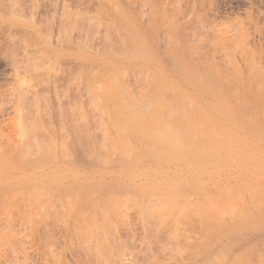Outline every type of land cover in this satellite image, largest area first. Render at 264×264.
<instances>
[{"label": "rangeland", "instance_id": "374dc122", "mask_svg": "<svg viewBox=\"0 0 264 264\" xmlns=\"http://www.w3.org/2000/svg\"><path fill=\"white\" fill-rule=\"evenodd\" d=\"M18 1V4H21L22 2L23 5L22 0ZM63 1L66 3L65 5L67 9L75 10L76 8H79L83 13L91 16V19L93 20L92 25H94L92 26L93 28H89L91 33L90 35H94L92 37L95 40L94 46L96 48V55H99L100 49L102 48H100V46H103L101 44L104 43L105 37L103 38V36H105V25L106 27L107 24L110 23L114 24V27H116L117 25H123L124 29L126 27V32H128L127 29L129 28H132L131 30H133V28H138L140 34L136 35L135 37L132 36L131 30L129 29V35L132 36V40H130L129 44L127 45H130L131 43V47H136V49H134L135 47L132 48L135 51L139 48V46L137 48L136 45L142 43V66L141 64H130L123 66L122 69L118 71L119 73L117 78L119 77V80L115 78V81H117L118 83L121 82V84L124 86L118 83H116V85H118V88H121L122 86L124 88L123 91H127L129 95L126 92L125 94L130 97H128L130 99L129 102L131 101L132 107L135 106L133 108L135 109L134 114L138 116L139 114H142L141 116L143 117L141 118L144 119V121L146 120L145 118L154 120L155 117H158L157 112H159L160 110L168 111L170 108L172 110L175 109V111L173 112L171 111V109L170 111L173 114L175 113L171 116H175V118H177V123H174V125L176 124L175 126H169L171 129L173 126V129H175V131L168 128V130L170 129V131H167L171 138L167 137L166 135V139L169 138L173 140L175 138L173 140V142L175 143H173V146L176 145L174 148L180 149H174L173 154L175 155L169 156L168 154H166V156L168 157L164 156V160L158 161L159 163L155 162V160L144 161L142 163V166H139V170L134 175H130V179L127 178L129 181L133 179L132 181L134 183L142 182V227L137 205L135 204L136 202L134 194H122L117 197L114 196L115 198L112 200V205H117L116 209L118 210V214L120 215L122 220L124 219L122 223H116L117 227H120L117 229L119 231L118 236L120 234V242L122 243L123 241H125L123 245L129 244V249L127 251H130L128 253L135 254H132L130 256L129 254H127L126 258H128V256H132L133 264H152L151 262L153 261V264H155V262L156 264H180L181 259L183 261L199 259L197 264H264V235L262 236V238L260 236L258 237V239H255V243L250 240V244L247 242V245L245 244L244 247L237 250L235 254L231 255V257L225 255L223 251H221L223 253L222 254L220 252L218 253L216 250V246L218 245V243H222V241H224L227 237L226 231L220 230V228L216 227V225L219 224V222L222 220L223 216L225 217L228 214L227 209H225L223 206L220 207L221 205H223L221 203H228L229 199L227 198H229L230 195L236 196L238 204V207L236 209H239V211L236 210V212L238 213L242 211V209L240 208L241 205L239 199L241 200V202L244 199V202L247 201L246 203H248V205H250L249 201L252 197L254 199H252L253 202H262L260 203V205L264 203V198L262 196L254 197L252 195L254 191L258 190H261L263 192L262 195H264V182H262L261 184H254L253 182L250 183V181H252V176L264 175V152H258L252 159L248 160H243L240 157L232 159V157L229 158L225 155V153L220 152L218 155L212 154L206 157V159L204 157L205 161L202 158L201 162H199L201 157L199 158L196 155L194 156L192 154L195 149L203 150L205 148V151H209L207 146H209L210 144H206L205 147L202 146L201 143L205 145V143H203L204 141L202 140L204 139V135L206 134L205 132L207 127L209 126L211 128L212 125H215L214 127H216V125H219L220 130L216 129L218 128L217 126L216 128H209L210 130H207V133L211 131V134H214L216 136L218 135V133L222 134V136L224 135L226 137L224 138L226 139V142H228L227 144L230 150L243 149V144L249 140H254L264 147V84L261 83L256 86L257 88L255 89V92L258 93V99L254 101L257 102L256 104L258 109L259 107L261 108V110L259 111L262 114H260V118H258V124L259 126L261 125L263 130L255 134L254 136L249 135L247 131L242 133L238 132L237 135L235 133V129L232 130L230 126L224 124L222 121H219L222 113L225 111V109H228L232 102L226 101L230 99L225 98L224 91L222 92L219 91L218 88H213V86L209 85V83L206 84L205 82L207 81L205 75H203L202 77L204 81L203 79L198 81L197 79H194V77L197 76V73L192 72L194 70L184 71L181 69V65L184 64L182 62V58L184 57L182 56V54L180 55V59L177 57L176 51L178 47H180L179 44H170L166 47L165 51H156L154 49V40L155 42H157V40L161 36L163 37L171 35L174 29L172 27H174V25H181L188 28V26L190 27V25H192L191 23L193 21L200 19V17H204L206 20L210 17V19L207 20V22L209 21L207 25L209 23H212L211 26L210 24L208 25L210 27L213 26L215 29L218 27V29L220 28L219 30H222V28L224 30L228 28L230 32L237 31L239 34L241 33L248 35H244L246 37L245 43L247 42V40L249 41L248 43H246V46L248 49H251L249 50L252 51L253 54H256L258 52L257 50L260 41L259 34L262 35L264 32V0H113L111 6L106 4L105 2H102L101 0H38V8H34L33 6H31L30 0H25L24 3L27 4L28 7H24L23 5L22 7L24 9L20 5L18 6L15 0H0V19H3L5 11L15 12L17 10L20 11L22 19L25 23L28 24L31 20L33 22V26L25 25L19 28L0 22V198L2 200L4 199V202L7 201L3 206V209L5 211H10L11 209H13L12 211L17 214V217L24 214V211L25 213L29 214H32L33 212L32 217H34V219L40 218L42 220V222H38L35 220V222L37 223V226L36 224L34 225L35 227H37H34L35 233L32 232L33 229H30V226H32L34 223L28 225L29 227L27 228L30 229L28 231L30 233H28V229L23 228L19 220L16 222L15 225L17 229L15 228V230L17 231H15V233L18 232V236L15 235V240H20L22 238L21 241H23L24 243L23 246L25 249V253L23 252L24 249L22 250V254H20V252H16L14 254L5 249V256H1L0 264H15L16 262L18 264H65L64 262H66V264L84 263L87 259V255L84 254L83 249L84 245L86 244V238L83 235L82 239H77L75 235L72 236L69 233L71 232L73 223H71L69 219L65 218V214L67 212V208L65 205L68 201H74L77 193L83 192V186L85 184H88L90 182V184H92L93 181H97L98 179L105 177L107 178L105 179L108 181L112 177V174H110L111 172L109 174L104 173L101 177L98 174V171L90 169L91 166H85L82 161H72V154L69 149V144L70 140L73 137L70 126L72 125V123H74V120L78 118H75V113L78 112L79 105L81 104L77 106L73 103L74 99L72 95L74 89H72L71 87L68 90L66 86L68 84L66 83H68V73L73 70L74 74L75 69H78L80 65L75 63L69 53H63L61 49H59L60 42L64 44L63 42L66 41V38L69 37L71 29L70 26L67 25L70 29L65 30L59 23L58 16L60 14L61 3ZM33 2H36V0H33ZM197 13L200 16H198ZM202 13L204 14L201 15ZM183 17L184 19H182ZM188 20H192V22ZM91 29H93V31ZM85 30H82V32L84 33ZM162 30L167 31L165 32ZM62 39L65 40L63 41ZM124 48L123 50L120 49L121 51H118V53H122L123 55L124 53L126 54V50H124ZM126 48L128 50L127 55L130 54L129 50L133 52L131 48ZM169 51L171 52L169 53ZM134 56L138 58V52L135 53ZM120 59H122V56L120 57ZM97 63L99 64L97 65ZM97 63L94 66V72L97 73L96 78H94V82L95 84L99 85L97 86L98 88L96 87V90L99 89L97 95L101 94L100 96L102 97V99L100 100V96L98 95L99 100H97V102L96 100H93L95 102L92 101L91 103L90 101H88L90 104L89 105L86 99L83 98V106L81 107H83L82 110H85H83V113L85 114L81 115V119L78 118L75 120H81L83 124H86L81 125L79 123L82 126L81 128L84 131H87L88 135H91L92 138L95 137V139L93 138L94 143H96L95 141L97 139H100L99 136L101 135V133H99V130L102 128L101 126L104 125L103 123H100V121H104L106 127L107 124H109V126L111 127L110 121H108V123L106 121L108 117L105 113L109 109H106L108 107V104H105L106 102H104L103 100V96L105 95L102 94L104 93V91H106V88L104 86H107V84L104 83L106 84L104 85L102 82L106 80V77L108 78V68L106 69V66L104 68V64L102 62ZM100 63L103 66H101ZM76 65L79 67H77ZM115 75L113 76V79L114 77H116ZM132 75L134 76V78ZM150 75L153 77H151ZM58 78H61V80H59ZM113 79L109 80L113 81ZM100 83H102L101 86ZM210 86L212 88L211 90L209 89ZM173 88L175 89V91ZM116 90L117 88H113L112 91L116 92ZM112 91L111 93H114ZM146 91L147 93H144ZM215 96L216 99L214 98ZM160 97L164 99L162 100ZM175 98H177V100ZM135 99L138 100L136 101ZM147 99L150 100V102ZM132 101H135L134 104ZM183 101H185L184 103H186V105L183 103ZM167 102L169 103L170 108L169 106H166V104H168ZM141 104H143V107L141 106ZM162 104L166 107H163ZM175 105H177V107ZM90 106H92V108ZM161 107L163 108L161 109ZM164 108H166L167 110ZM156 109L157 111H155ZM176 110L178 111L176 112ZM182 111L184 112L183 115L180 114L182 113ZM261 118L263 121L261 120ZM90 119L94 123H92ZM205 119H207V122L209 121V124L205 121ZM151 120L148 121L151 122ZM240 120L241 117L239 116V123H241ZM84 121H87V123ZM178 121L181 122L178 123ZM180 123L183 124L182 127ZM176 126H180V128L177 127L179 128L178 132ZM88 127L89 131L87 130ZM183 127L186 128L182 133L185 134V139L184 137L180 136L182 135V131L180 130H182ZM213 129H216V131ZM94 130L98 132L96 133ZM102 130L104 129L102 128ZM104 132L105 131H103V133ZM169 132H173L171 133L172 136ZM176 132L180 133L178 134L180 136V139L179 137H177ZM87 133L85 132V134ZM186 133L188 134L186 135ZM97 134H99V136ZM158 134L160 136H165V132H163L162 134V130ZM174 135L176 137H173ZM163 138L165 139V137ZM181 138L182 141L184 140L183 142L181 141ZM99 143L100 141L98 142V144ZM185 144L187 146H185ZM180 155H182V157ZM175 156L177 160L175 159ZM186 156L189 160H184ZM173 158L176 161L172 160ZM190 158L194 161H191ZM208 158H215L219 160L210 161L213 159ZM169 159L171 161H169ZM220 161L222 163H219ZM110 170L116 171L117 169L113 168V170ZM192 170L202 171L204 172V175L198 179L191 180L192 176L189 171L191 172ZM139 172L141 174H139ZM218 172H223L226 176L240 173L241 176L245 177L247 180H234L232 178H228L227 180H225L224 178L222 182L215 184L214 181L216 180V177L213 178V176H216ZM109 175L111 177H109ZM146 183L150 186L152 185L153 187H150ZM153 183H155V185ZM178 183L184 184H182V186H184L183 189L180 188V190L174 191L172 194L169 193L171 195H169L167 190L164 189L167 188V186L175 187V185H178ZM259 185L262 186L260 187ZM162 186L163 189L161 188ZM72 187L74 188L72 189ZM160 191H162L164 195L162 192V194L158 193ZM231 191L232 193H230ZM150 195H152L153 197L155 196L154 198L157 199L155 200L153 197L150 198ZM211 200L215 203H212ZM166 205L167 207H164ZM169 205L173 206L170 207ZM5 206H9V208ZM86 206L84 205L81 208V210L86 209L81 211V217H83L84 214L86 215V213L83 212H87V217L84 216L82 219L81 217L79 218V222L80 220L82 221L83 219H85L84 221L80 222L83 225V230L84 228H87L89 224L88 222L91 223L93 219L92 211L90 210L91 206L89 205L90 208L88 207V205ZM168 206L170 207L169 209L171 210V212L173 211L172 213L174 215L169 211ZM185 206H191V208L188 207L191 211H188L187 207V209L183 208ZM210 207L212 209L214 208V211H212ZM144 208H146V211ZM61 209L63 210L61 211ZM167 209L169 211L167 214L168 221L165 222L167 224L164 223L165 226L164 228L162 227V232L160 231L159 233L153 235L154 239L152 238V236L146 237L144 230V227H146L144 225L146 224L144 223H146L147 221L145 222V219L147 220V217L150 215V218H152V220H159L158 222L155 221V223L160 224L166 218L165 212L167 213ZM215 209L219 210L216 211ZM221 209L222 211H220ZM64 210L66 211L65 214L63 213ZM181 210L185 211L181 212ZM202 210H204L205 212ZM150 211L154 212L151 213ZM38 212L40 216H38ZM200 212H207V214L206 216H202L201 214H199ZM148 213L150 214L148 215ZM62 214L64 216H62ZM88 215L90 216V218H88ZM159 216L161 219L159 218ZM163 216H165V218ZM175 216L177 217V220H175ZM162 217L164 218L163 220ZM171 218L172 220L174 219L173 222L175 221L176 223L170 221ZM252 219H250V221H255L254 219ZM43 220L44 223L46 222V225H44ZM253 223L254 222H252V224ZM41 224H43L44 227ZM215 227L216 229L218 228V230H215ZM173 229L176 230V234L178 237L174 235L175 231ZM249 230L250 227L249 229H247L246 227V230L243 231H247L248 233ZM251 230L253 229L251 228ZM156 236L157 238H155ZM219 238H221L220 241H218ZM259 238H261L262 240ZM176 245L183 247L185 253L181 251L182 256H180V251L178 253L176 252L178 251L176 250ZM138 251L141 253H139ZM208 251L210 254L208 256L204 255L206 252L208 253ZM200 253H203V255ZM23 255H25L26 258ZM178 256L182 258H179ZM13 257H15L16 259H13ZM4 261L7 263H5Z\"/></svg>", "mask_w": 264, "mask_h": 264}, {"label": "bare ground", "instance_id": "6f19581e", "mask_svg": "<svg viewBox=\"0 0 264 264\" xmlns=\"http://www.w3.org/2000/svg\"><path fill=\"white\" fill-rule=\"evenodd\" d=\"M15 1H16L17 4L19 3L18 0H15ZM22 1H23L24 7L25 6L28 7V5L24 3L25 0H22ZM101 1L105 2L106 4L111 6V3H112L113 0H101ZM30 4L34 8H38V6H39L38 0H36V2H33V0H30ZM65 4L66 3L64 1L61 3V11H60V14L58 16V19H59V23L61 24L63 29H65V30H69L70 28L71 29H70L69 37L66 38V41H64L65 39L64 40L62 39L64 41L63 42L64 44H62V42H60L59 49H61V51L63 53H69L72 56V58L75 61V63L80 65V67L76 65L79 68L75 69L74 74H73V70H71L68 73V76H69L67 78L68 79V83H66V84H68V85H66L68 90L71 87H72V89H74L73 95H72V97L74 99L73 103L76 104L77 106L79 104H81V105H79V109H78V112H77L78 115H77V113L73 112V113H75V118L78 117L79 119H81L82 118L81 115L85 114V113H83L84 109L82 110L83 107H81V106H83L82 105L83 104L82 103L83 98L86 99L88 104H89L88 101H90V103H91L93 100H96V102H97V100H99V98H100V100L102 99V97L100 96L101 94H98L100 97L97 95V92H98L99 89L96 90V87L99 86V85L95 84V82H94V78H96V74H97L96 72H94L95 71L94 70V66L96 65V63L97 62H102L104 64V66L101 65V63H100V65L103 66L104 68L106 66V69L108 68V71H109V72L107 71L108 78L107 77L105 78L107 81L105 80L104 82H102L103 84L104 83L107 84V86H104L106 84L103 85L106 88L105 89L106 91H104V89H103L104 93H102V92H100V93L105 95V96H103V100H104V102H106L105 103L106 105L108 104V107L110 106L109 108L105 107L107 110L109 109L108 111L106 110L107 112L105 114H107L106 116L108 117V119L106 121H107V123H108V121H110L111 127L109 126V124H107V127H106V124L104 123V121H102V122L100 121V123L104 124V125L101 126L104 130H102V128L100 127L101 129L99 130V133H101V135L102 134L103 135L99 136V134H97L100 137V139L96 138L97 139L95 141L97 143V145H96V143H94V141H93V138L95 139V137L92 138L91 135H88L87 131H84L81 128L82 127L81 125L83 124V122H81V120H79L80 122L78 120L75 121L76 119H78V118H76L74 120V123H72V125L70 123V125H71L70 126V130L72 132V137L73 138L70 137L72 139L70 140L69 149H70V152L72 154V161H76V160L82 161L85 164V166H87V167L91 166L90 169L98 171L99 173L98 172L97 173L101 177L103 176L104 173H106V174L108 173L109 174L111 172L110 174H112V177L109 175V177H111V178L108 181L106 180L107 178L105 177L106 179L105 178H100L97 181H93L92 184H90L91 182L88 183V184H85V185L82 184V185H84L83 186V189H84L83 192L82 193H80V192L77 193V196L76 197L74 196L75 197L74 201H68V202H66V205L64 204L66 206V208H67L66 209L67 212L64 210L63 213L65 214V212H66V214H65L66 217L65 218L69 219L70 222L73 223L72 224V228H71V232H69V233L72 236L75 235V237L77 239L78 238L82 239L83 235L86 238V244L84 245L83 249H84V254L87 255V259L82 264H133L132 263V256L129 257L133 253L131 251L132 254H130V253H128L130 250L127 251L129 249V247H128L129 244H126L127 246L123 245V243L125 241H123L121 243L120 242L121 240L119 238L120 234L118 236V232L119 231L117 229L120 228V227H117L116 223H118V222L122 223L124 221V219L122 220V218L118 214V210L116 209L117 205H115V204L112 205V200L115 198L114 196L117 197V196L122 195V194H126V195L127 194H134V198H135V202H136L135 204L137 205V209H138V212H139V217H140V220H141L140 221L141 222V227H142V207H143L142 206V182H140V183L135 182L134 183L132 181L133 179L131 181H129L127 178L130 179V177H131L130 175H134L139 170L138 169V168H140L139 166H142V163L144 161H146V160H149V161L155 160V162L159 163L158 161H163L164 160V156H166V154H168L169 156L170 155L171 156L175 155V154H173L174 153V149H177V148H174L176 145L173 146V143H174L173 140L175 138L173 140L169 139V138L166 139V135H167V137H170L169 134H168V131H170L171 128L169 126L170 125H174V123H177V121H176L177 118H175V116H171L173 114L172 112L175 111V109L172 110L170 108L169 103L167 102L168 104H166V106L167 107L169 106V108L171 109L172 112L170 111V109L168 111L160 110L159 112H157L158 115L155 113L158 116V117H155L157 119L154 118V120H151L149 118H145L146 120L147 119L151 120V122L148 121V120L146 122V120L144 121V119L141 118V117H143V116H141L142 114H139L140 117L138 115L134 114L135 113V109H133V108L135 106L132 107L131 101L129 102V100H130L129 98L130 97L125 94V92L127 93V91L126 90L123 91L124 88L122 86H124V85H122L121 82L118 83L117 81H115L116 80L115 78H117L118 73H119L118 71H120L123 66L130 65V64H137V65L141 64V66H142V53H143V51H142V43L139 44V45H136L137 48H138V46H139V48H138V50H135V51L132 49L135 46L131 47V45H132L131 43H130V45H127V44H129V41L132 40V36L135 37L136 35L140 34V31H139L138 28H133V30H131L132 28H129L131 30V33H132V36H131V35H129L130 34L129 33V29H127L128 32H126L125 31L126 27L124 29L123 25L122 26L117 25L116 27H114L115 25L112 24V23H110L112 25L107 24V27L105 25V32H104L105 36H103V38L105 37L104 38V43L101 44L103 46H100V48L101 47L102 48L100 49L99 55H96V48L94 46V41L95 40L92 37L94 35H90L91 34L90 33V28L94 25V24L92 25V23H93L92 21L93 20L91 19V16L87 15L86 13H83L82 10L79 9V8H76L75 10H69V9H67ZM19 5L22 7L23 6L22 2H21V4H18V6ZM209 11H211V10H209ZM203 14L204 13H202L201 15H203ZM197 15L200 16L198 13H197ZM0 17H1V15H0ZM193 18H195V17H193ZM182 19H184V17ZM209 19H210V17H209ZM209 19H207V20H209ZM192 20H188V21L192 22ZM207 20L204 17L203 18L200 17V19L193 21L191 23L192 25H190V27L188 26V28L185 27V26H181V25H176V26L174 25V27H172L174 29H173V32L171 33V35H167V36H163V37L161 36L160 37L161 39L159 38L157 40V42H155V40H154V43H155V48L154 49L156 51H165L166 47L169 46L170 44H173V45L174 44H179L180 47H178V49L176 51L177 57L180 59V55L181 54L184 57V58L181 57L183 59L182 62L184 63L183 65H181V69L184 70V71H192V70H194L192 72L197 73V76H195L196 78L194 77V79H197L198 81L203 79L202 77H203V75H205L206 76L205 78H206V81H207L205 83L206 84L209 83V85L213 86V88H215V89L218 88L219 91H222V92L224 91L225 98L226 99H230V100H226V101L232 102V104L228 107V109H225V111L222 113L221 118H219V121H222L224 124L230 126V128L232 130L235 129V133L236 134L238 132L242 133V132H246L247 131L249 133V135L254 136L255 134H257V133H259L260 131L263 130L261 125L259 126V124H258V122H259L258 118H260V114H262L259 111V110H261V108L259 107V109H258L257 104H256L257 102H254V101H256V99H258V93L255 92V89L257 88L256 86L261 84V83L264 84V80H263V77H264V32H263L262 35L259 34L260 35L259 36L260 41L258 40L259 41V47H258V50H257L258 52L256 54H253V52L250 51L251 49L249 48L250 49L249 50L247 48V46H246V43H248L249 41L247 40V42L245 43V40H246L245 36H248V35L241 34V33L239 34L237 31L230 32L228 30V28L225 29V30L223 28H222V30H219L220 28L218 29V27H217L215 29L213 26L210 27L212 23L211 24L209 23L210 26H208L209 24L207 25V23L209 22V21L207 22ZM180 21H182V20H180ZM0 22L6 23V24H8L10 26H13V27H16V28L23 27L25 25L33 26L32 20L29 21L28 24L25 23L23 21V19H22L20 11H17V10L15 12H13V11H11V12L5 11L4 17H3V19H0ZM173 22H175V21H173ZM67 25L70 26V28ZM85 27H86V30H85ZM82 30L83 31L85 30V32L83 33ZM91 30L93 31V29H91ZM162 31H165V30H162ZM157 33H159V32H157ZM163 34H164V32H163ZM123 45H125V46L127 45L126 47L131 48L133 50V52L129 50V53H130V54H128L129 56L127 55V52H128L127 48L125 46H123ZM122 47L126 48V49L124 48V50H126V54L124 53L125 56L122 53H118V51L123 50ZM143 47H144V45H143ZM148 47H149V45H148ZM134 49H136V47ZM171 51H169V53ZM123 52H125V51H123ZM134 52L135 53L138 52V58L135 57L137 55L134 56V54H135ZM132 53H133V55H132ZM172 54H173V52H172ZM176 54H174V55H176ZM131 55L134 56V57H132ZM121 56H122V59H120ZM98 64L99 63H97V65ZM114 75L116 77H114V79H113ZM61 77H63V76H61ZM151 77H153V76H151ZM133 78H134V76H133ZM58 79L61 80V78H58ZM67 79H66V82H67ZM109 79H113V81H111ZM203 81H204V79H203ZM194 82H197V81H194ZM102 83H100V86L102 85ZM116 83L122 85L121 88H123V89H121L120 87H119L120 88L119 89L118 85H116ZM124 83H126V82H124ZM147 83H146V85H147ZM205 83H204V85H205ZM48 85H49V83H48ZM211 86L209 88L210 90L212 89ZM113 88H117L116 92H114L115 89H114V91H112ZM110 89L114 93H111ZM138 90H139V88H138ZM149 91H150V89H149ZM174 91H175V89H174ZM212 91H214V90H212ZM144 93H147V91L144 92ZM168 96H170V95H168ZM131 97H132V95H131ZM139 98H140V96H139ZM165 98H169V97H165ZM214 98L216 99V96ZM214 98H213V100H214ZM175 99L177 100V98H175ZM133 100H134V97H133ZM135 100L137 101L138 99H135ZM140 101H142V100H140ZM148 101L150 102V100H148ZM93 102H95V101H93ZM132 102L134 104L135 101H132ZM184 102L185 101H183V103ZM173 103H174V101H173ZM160 104H159V106H160ZM184 104L186 105V103H184ZM142 105L143 104H141V106ZM150 105H151V103H150ZM141 106H140V108H141ZM166 106L163 105V107H166ZM175 106L177 107V105H175ZM90 107L92 108V106H90ZM163 107H161V109ZM136 109H137V107H136ZM164 109H166V108H164ZM139 110H141V109H139ZM155 111H157V109ZM177 111L178 110H176V112ZM102 112H103V110H102ZM170 112H171V114H170ZM184 112H185V110H184ZM184 112L182 111V113H180V114L183 115ZM180 114H178V115H180ZM239 116L241 117V120H240L241 123L238 122V117ZM86 117H87V115H86ZM174 118H175V120H174ZM86 119H84V120H86ZM207 119H205V121ZM68 120H69V118H68ZM261 120H262V118H261ZM90 121H91V119H90ZM84 122L87 123V121H84ZM91 122L94 123L93 121H91ZM179 122H181V121H178V123ZM213 124H214V122H213ZM83 125H86V124L84 123ZM182 125L183 124H181V127H182ZM186 125H187V123H186ZM210 125H211V123H210ZM214 126L215 125H212L211 128L208 126L207 129H206V132H205L206 134L205 135L203 134L204 135V139L202 138L203 139L202 141H204L203 143H205V145H203L202 143H201V145L206 147V144H210L209 146H207L209 151H205V148L203 149L204 151L195 149L194 152L192 153L194 156L196 155L199 158L201 157L200 161L197 159L199 162H201L202 158L205 161L206 157H208V156H210L212 154L213 155H218L220 152L225 153V155L227 157H229V158L232 157V159H234V158L240 157L243 160L252 159L256 155V153H258V152L263 153L264 152V147L261 146L260 143L255 142L254 140L246 141L243 144V149H241V150H237V149L236 150H230L229 147H228V144H227L228 142H226V139H225L226 137L224 135L222 136V134L218 133V135L216 136L214 134H211L212 133L211 131L207 133V130H210L212 128H216L217 126H218V128H216V129L217 130L219 129V125H216V127H214ZM66 127H69V126H66ZM94 127H95V125H94ZM104 127H106L107 129L104 128ZM177 127L180 128V126H176V129H177V132H178L179 128H177ZM168 128H170V129L168 130ZM172 129H173V126H172ZM184 129H186V128L183 127V129L180 130V131H182L181 134L183 133ZM193 129H194V127H193ZM216 129H213V130L216 131ZM87 130L89 131V127H88ZM159 130L160 131L162 130V134H163V132H165V134H164L165 136H163V135L160 136L158 134L160 132ZM103 131H105V132L103 133ZM173 131H175V129H173ZM83 132H84V134H83ZM85 132L87 134H85ZM177 132H176V134H177V137H179V139H180V136L184 137V139H185V134H182L183 136L182 135L179 136L178 134H180V133H177ZM169 133L171 135V133H173V132H169ZM187 134L188 133H186V135ZM98 136H96V137H98ZM163 137H165V139ZM173 137H176V136L174 135ZM101 138H102V140H101ZM189 140H190V138H189ZM97 141L98 142L100 141V143L98 144ZM181 141H182V138H181ZM37 143H38V141H37ZM40 145H42V144H40ZM185 146H187V145L185 144ZM179 149L180 148H178L177 150H179ZM180 156L182 157V155H180ZM166 157H168V156H166ZM197 157H195V158H197ZM204 157H205V159H204ZM175 159H176V156H175ZM175 159L173 158L172 160H175ZM185 159H188L187 156H186V158H184V160ZM208 159H213V158H208ZM214 160H219V159H215L214 158L213 160H210V161H214ZM37 161H39V160H37ZM169 161H171V160L169 159ZM191 161H194V160L191 159ZM204 161H202V162H204ZM161 163H163V162H161ZM219 163H222V162L220 161ZM113 168H116L117 170L114 171L115 169L113 170ZM110 169H112L113 171H111ZM175 172H176V170H175ZM189 173L191 174V176L193 178V179L191 178V180L198 179V178H200V177H202L204 175V172L195 171V170H192L191 172L189 171ZM92 174H93V171H92ZM139 174H141V173L139 172ZM95 175H97V174H95ZM214 177H216V180L214 181L215 184H218V183L222 182V180L224 178H225V180H227L228 178H232L234 180H243V181L247 180L245 177L241 176L240 173H236V174H232V175L226 176L225 173L218 172L216 176H213V178ZM180 178H179V180H180ZM102 179H104V180H102ZM251 182H253L254 184H256V183L261 184L262 182H264V175L252 176V181H250V183ZM161 183H163V182H161ZM153 184L155 185V183H153ZM179 184L180 183H178V185L174 184L175 187L167 186L168 185L167 184L166 185L167 188H164V189L167 190L168 194L169 193L172 194L174 191L180 190V188L183 189V187H184V186H182L183 183L180 184V185ZM147 185H149V184H147ZM159 185H160V183H159ZM80 187H82V186H80ZM73 188L74 187H72V189ZM161 188L163 189V186ZM260 189H262V188H260ZM161 192L162 191H160L158 193H161ZM196 192H197V190H196ZM198 192H199V190H198ZM230 193H232V191ZM171 194H169V195H171ZM262 194H263V192L261 190L260 191L258 190V191H254L252 195L254 197L262 196L264 198V195H262ZM163 195H164V193H163ZM223 196H225V195H223ZM63 197H64V195H63ZM151 197H153V196L150 195V198ZM199 197H200V195H199ZM154 199L156 200L157 198H154ZM227 199H229V202L228 203H221L223 205H221L220 207L223 206L225 209H227L228 214L225 217L223 216V218L219 222V224L216 225V227L220 228V230L226 231L227 237L225 238L224 241H222V243H220V244L218 243V245L216 243V245H217L216 246V250H217L218 253L219 252L222 253L221 251H223L225 255L231 257V255L235 254L237 250H239L240 248L244 247V245L247 242L250 244L251 243V242H249L250 240H252V242H254L255 239H258V237H260V236L262 238V236L264 235V203L261 204V205H260V203H262V202H256L255 201L256 202L255 203V202L252 201V199H253V197H252L251 200L249 201L250 205H248V203H246L247 201L244 202L245 200L242 198L243 200L241 202V200L238 197V199L240 201V205H241L240 208L242 209V211L238 213V212H236V210L239 211V209H236L238 207L236 196L230 195L229 198H227ZM3 200L0 198V258H1V256H3V257L5 256V254H4L5 249H7L9 252L14 253V254L16 252H20V254H22V250L24 249V246H23L24 243H23V241H21L22 238L20 240H15V238H16L15 235H17V233H18V232L15 233V231H17V230H15V228H16L15 224H16V222L18 220H19L20 224L23 226V228H26V229H28L27 227H29L28 226L29 224L31 225V224L34 223L32 226H30V229H33L32 232H34L35 228H37V227L34 226L35 224L37 226V223L35 222V220L38 221V222H42V220L40 218L34 219V217H32L33 216V212H32V214H29V213H25V211H24V214L19 215L17 217L16 216L17 214L14 211H12L13 209H11V210L9 209L10 211H5L3 209V206H4V203L6 204L7 201L4 202ZM59 200H62V199H59ZM127 201H128V199H127ZM211 202H212V200H211ZM212 203H215V202H212ZM257 203H259V204H257ZM149 204H151V203H149ZM84 205L85 206L88 205V207H89V205L91 206V208L90 207L89 208L92 211L93 219H92V221L89 219L91 221V223L88 222L89 223L88 226L86 225L87 228L85 229L83 227L84 228V230H83L82 229L83 225L80 222L84 221L85 219H83L82 221L80 220V222H79V218L82 215L81 211L86 210V209H82L81 210L82 206H84ZM187 205H188V203H187ZM169 206H168V209L170 207H172L173 205L170 206V207ZM5 207H7V206H5ZM164 207H167V205L164 206ZM186 207L187 206H185L183 208L187 209L189 206L187 208ZM212 207H213V205H212ZM7 208H9V206ZM189 208H191V206ZM189 208H188V211H191V210H189ZM144 209L146 211V208H144ZM147 209H149V208H147ZM168 209H167V213L165 212L166 218L168 216L167 215L168 212L169 211L171 212V210L169 209V211H168ZM213 209L211 208L212 211H214ZM62 210L63 209H61V211ZM160 210H162V209H160ZM208 210H210V209H208ZM215 210L218 211L219 209L218 210L215 209ZM91 211H90V213H91ZM183 211H185V210H183ZM183 211L181 210V212H183ZM202 211H204V210H202ZM206 211H207V209H206ZM220 211H222V209ZM245 211H248V212H245ZM152 212H154V211H152ZM204 212H200L199 214H201L202 216H206L207 212L206 213H204ZM253 212H254V215H253ZM30 213H31V211H30ZM83 213H86V215L84 214V216L87 217V212H83ZM145 214H146V212H145ZM149 214L150 213H148V215ZM158 215H159V213H158ZM38 216H40L39 212H38ZM62 216H64V215L62 214ZM256 216H257L258 219L256 218ZM59 217H60V215H59ZM83 217H81V219ZM148 217H147V220L145 219V222L146 221L147 222L144 223V224H146V225H144V226H146V227H144V230H145L146 237L147 236L148 237L152 236V238H153L154 237L153 235L159 233L162 230V227L164 228V226H165L164 223L166 221H168V218L166 219L165 216H163L165 219L162 217V220L164 219V221L161 222V223L159 222L160 224H158V223H155L156 219L152 220V218H150L151 217L150 215ZM88 218H90V216ZM159 218H160V216H159ZM172 218H171L170 221L173 222L174 219L172 220ZM175 218H176L175 220H177L176 216H175ZM252 218L255 221H250V219H252ZM148 219H149V221H148ZM158 221H156V222H158ZM252 222H254V223L252 224ZM43 223H44V220H43ZM45 223H44V225H46ZM165 224H167V223H165ZM41 225L43 226V224H41ZM174 225H176V224H174ZM31 227H33V228H31ZM216 227H215V230H218V228L216 229ZM246 227H247V229H249V227H250V230H249L248 233H247V231L246 232L243 231V230H246ZM228 228H229V230H228ZM251 228L254 231L251 230ZM30 229H28L27 232ZM226 229L228 230V232H227ZM174 231H175L174 235L177 236L176 230H174ZM43 232H44V230H43ZM28 233H30V232H28ZM34 233H33V235H34ZM30 236H32V235H30ZM157 236L155 238H157ZM19 237H17V238H19ZM261 238H259V239H261ZM220 239L221 238H219L218 241H220ZM176 246H177L176 250H178V251H176L177 253L179 251L180 252L183 251L185 253V251L183 250L182 246H179V245H176ZM214 248H212V249H214ZM210 251H212V250H210ZM23 252L25 253V249L23 250ZM138 252H137V254H138ZM149 252H150V250H149ZM139 253H141V252H139ZM127 254H129L128 258H126ZM200 254L203 255V253H200ZM209 254L210 253L208 251V253L206 252L204 255L208 256ZM133 255H135V254H133ZM23 256H25V255H23ZM180 256H182V252H181ZM251 257H252V255H251ZM14 258L15 257H13V259ZM25 258H26V256H25ZM140 258H141V256H140ZM179 258H182V257H179ZM196 258H197V256H196ZM194 259H195V257H194ZM198 260H193L192 259V260H189V261H185V260L183 261L181 259L180 260V264H197ZM149 262H151V261H149ZM153 262H151V263L153 264ZM5 263H7V262H5ZM64 263L66 264V262H64ZM155 264H156V262H155Z\"/></svg>", "mask_w": 264, "mask_h": 264}]
</instances>
